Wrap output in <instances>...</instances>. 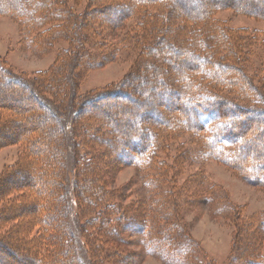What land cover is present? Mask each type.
<instances>
[{"label": "trees", "instance_id": "obj_1", "mask_svg": "<svg viewBox=\"0 0 264 264\" xmlns=\"http://www.w3.org/2000/svg\"><path fill=\"white\" fill-rule=\"evenodd\" d=\"M62 1L68 0H0V16L23 19L34 43L68 39L72 45L32 79L14 74L0 58V150L22 149L0 174V253L8 256L0 264H136L122 251L127 235L144 236L151 255L185 264L195 256V242L175 223L156 228L152 238L145 212L128 214L114 202L120 192L110 189V178L123 166L150 168L164 143L189 135L198 141L202 160L264 186L263 89L236 59L246 49L245 38L216 18L220 10H233L264 20V0H205L197 7L192 0H90L80 16L56 9ZM132 18L139 19L144 38L132 73L117 88L76 103L80 75L116 59L114 49L92 56L87 46L98 48L96 40L106 45ZM233 94L247 102L230 99ZM93 123L108 129V136ZM89 144L100 146L112 162L82 156L77 148ZM154 181L148 185L157 190ZM257 229L264 234V215ZM261 237L254 233L242 245L238 236L232 262L264 264L254 251ZM93 245L98 247L91 254Z\"/></svg>", "mask_w": 264, "mask_h": 264}, {"label": "rangeland", "instance_id": "obj_2", "mask_svg": "<svg viewBox=\"0 0 264 264\" xmlns=\"http://www.w3.org/2000/svg\"><path fill=\"white\" fill-rule=\"evenodd\" d=\"M89 1L68 0L66 3L62 1L56 5V9L64 12L66 8H70L75 15L80 16L89 10L87 9ZM204 1L192 0V3L197 7L198 3ZM236 1L239 3L242 0ZM216 18L226 23L230 30L240 32L245 38L243 43L246 49L238 51L236 59L240 62L245 76L257 88H262L264 94V20L237 14L233 10H220ZM22 21L23 19L11 16H0V58L14 74L32 79L37 73L49 70L56 63L60 53L71 50L72 45L68 39L56 40L53 44L40 41L34 43L33 38L28 35L30 31ZM139 24V19L132 18L125 23L123 30L114 32L116 36L114 39L107 38L106 45L103 46L96 40L100 44L98 48L96 45L87 46L86 51L92 56H99L107 49H114L116 59L103 68L80 75L76 80L77 87L74 93L76 103L82 102L88 96L117 88L124 82L126 76L132 73L143 49L144 38L139 32ZM97 28L98 25L93 26L94 30ZM101 32L105 36L109 35L110 30L102 26ZM229 97L242 103L247 102L235 94ZM249 104L251 105V102ZM262 106L264 104H260L259 107L263 109ZM92 125L100 130L101 134L107 135L109 132L108 129L100 128L99 124ZM77 150L86 159L94 156V161L98 159L99 163L112 162L100 146L89 144L86 145V149L79 147ZM199 150L198 141L185 135L169 141L168 144L164 143L150 168L134 165L120 167L110 178V189L120 192L114 202L123 207L125 212L127 210L128 214L135 211L145 212L150 220L152 238L157 237L156 228L162 230L173 223L178 224L184 234L195 242L192 252L195 256H190L192 259L185 264H241L232 262L237 248L236 239L239 236L238 243L245 245L254 238V233H260L262 236L254 251L260 258H264V234L257 229L260 217L264 215V186L255 187L226 166L213 160H202L199 157ZM21 152L19 146L0 150V174L6 167L18 161ZM70 178L73 180V174ZM152 178L158 182L157 190L148 185ZM69 189L71 218L75 220L78 213L75 195L71 186ZM233 208L238 209L236 214L232 213ZM117 213L118 211H114L112 215L118 217ZM239 223L242 227L240 230L237 226ZM91 232L96 233L94 229ZM99 236L104 234L94 235V238L97 240ZM143 241L144 236L127 235L123 254L131 255L129 260L132 262L136 257V261L133 262L136 264L140 261V264H170L162 256L148 253L142 244ZM97 247L93 245L91 250L89 247V253L92 254ZM3 258L8 256L0 253V259ZM92 260L93 264L113 262Z\"/></svg>", "mask_w": 264, "mask_h": 264}]
</instances>
